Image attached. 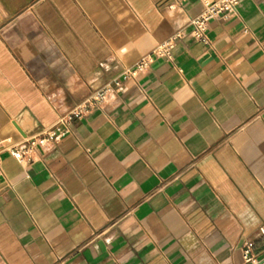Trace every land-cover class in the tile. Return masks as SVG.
<instances>
[{"label":"crops","instance_id":"crops-1","mask_svg":"<svg viewBox=\"0 0 264 264\" xmlns=\"http://www.w3.org/2000/svg\"><path fill=\"white\" fill-rule=\"evenodd\" d=\"M173 3L0 0V264H247V243L264 263V0L208 44L190 37L201 0ZM106 87L59 143L13 157Z\"/></svg>","mask_w":264,"mask_h":264},{"label":"built area","instance_id":"built-area-1","mask_svg":"<svg viewBox=\"0 0 264 264\" xmlns=\"http://www.w3.org/2000/svg\"><path fill=\"white\" fill-rule=\"evenodd\" d=\"M187 0H174L172 7H182ZM242 0H201L203 3L202 12L189 18V24L192 26L191 39L209 43L208 30L213 20L228 19L238 14V9ZM187 38L183 31H179L169 40L162 43L153 54L143 58L134 67L126 71V76L135 78L139 74L147 71L154 63L157 57L171 59L172 52L178 40ZM118 85V84H117ZM111 92L109 87L94 92L84 104L78 106L68 115L62 118L56 125L50 128L44 134L23 141L20 144L8 146L9 151L15 159L20 162H33L39 152L47 151L53 144L59 143L64 137L70 134V125L74 118H82L94 111L102 110L103 105ZM0 147L4 148L3 143ZM260 234L264 238V226L260 228ZM244 260L247 264L253 261V245L247 243L244 246Z\"/></svg>","mask_w":264,"mask_h":264},{"label":"water","instance_id":"water-1","mask_svg":"<svg viewBox=\"0 0 264 264\" xmlns=\"http://www.w3.org/2000/svg\"><path fill=\"white\" fill-rule=\"evenodd\" d=\"M262 264H264V263H262Z\"/></svg>","mask_w":264,"mask_h":264}]
</instances>
